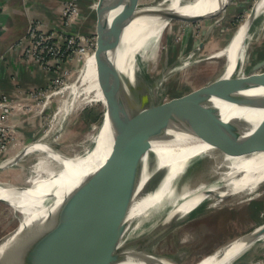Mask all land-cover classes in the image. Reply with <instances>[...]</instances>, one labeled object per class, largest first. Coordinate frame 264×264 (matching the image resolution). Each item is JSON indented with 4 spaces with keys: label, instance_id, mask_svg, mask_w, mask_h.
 I'll use <instances>...</instances> for the list:
<instances>
[{
    "label": "bare ground",
    "instance_id": "1",
    "mask_svg": "<svg viewBox=\"0 0 264 264\" xmlns=\"http://www.w3.org/2000/svg\"><path fill=\"white\" fill-rule=\"evenodd\" d=\"M221 1L225 0H114L115 16L118 20L125 17L129 8L136 7L124 27L119 52L120 70L132 76L136 63L142 73L143 61L157 58L163 35L170 23L176 20L175 13L157 9L168 5L169 9L199 16L215 11ZM235 1L229 4V7ZM90 7L98 10L99 1H92ZM260 15H264V0H261L256 11V16ZM249 25L250 21L246 19L228 43L214 53L215 56H226L227 62L221 80L232 78L238 69L242 70L244 67L251 40ZM85 54L77 81L61 90H69L72 96L62 102L57 114L65 115L73 107L82 109V106L94 100L101 101L104 105L103 121L96 131L89 135L93 145L84 152L63 154L47 143H32L28 151L36 150L45 154L34 164V173L26 179V183L21 185L11 180H0V197L7 199L22 213L19 225L0 245V255L9 253L37 234L71 192L104 163L113 151L115 142H119L127 130L137 126L136 117L130 109L105 49L101 46ZM220 103L224 111L232 112L233 107L230 104ZM245 111L248 112V129L196 131L179 141L153 145V152L160 160L159 166H167L168 171L154 189L147 192L137 203L134 218L123 235L120 247H127L128 251L139 250L142 244L127 246V241L160 213L168 212L170 218L183 216L207 200L206 207L217 211L222 207L246 203L263 194L259 188L264 183V124L261 123L264 109L251 108ZM127 122L129 126L126 128L124 124ZM121 124L123 131L118 133L116 129L117 126L121 127ZM207 157L214 160L215 173L213 178L202 180L203 176L199 174L203 171L197 173L201 167L194 173L195 167L192 163ZM1 165L3 164L0 163ZM207 190L213 192L202 194ZM182 228L183 226L174 228L169 234L147 246L146 250L157 253L159 247L171 241L169 239L173 237L180 238V242L186 241L188 232ZM243 234H238L214 250L205 252L206 254L198 260L186 261L182 256L179 264H233L245 250L246 246L241 244ZM260 239L264 241V235ZM107 260V264H155L134 258L116 262L110 261L109 258ZM161 264L176 263L163 260Z\"/></svg>",
    "mask_w": 264,
    "mask_h": 264
},
{
    "label": "water",
    "instance_id": "2",
    "mask_svg": "<svg viewBox=\"0 0 264 264\" xmlns=\"http://www.w3.org/2000/svg\"><path fill=\"white\" fill-rule=\"evenodd\" d=\"M233 1H221L215 11L199 16L169 9L168 5L157 10L175 13L176 19L199 20L227 9ZM260 2H255L247 17L249 31L258 18L256 11ZM135 11V6L129 8L125 17L118 20L114 0H99L96 27L100 36L98 47L105 49L113 65L137 126L127 130L123 138L115 142L104 163L71 192L37 234L9 253L0 255V264H107V258L113 262L134 258L155 264H161L163 260L179 264L181 259L175 256L161 255L146 248L193 219L195 211L205 201L183 216L170 218L168 212L160 213L127 241V246L142 244L139 250L128 251L127 247H120L123 235L134 218L137 203L168 171L167 166H159L160 160L153 152V145L179 141L196 131L248 129L250 124L245 110L264 109V71H260L264 67V58L254 63L248 72L234 74L226 80L220 79L221 74L214 81L178 99L157 103L155 96L146 88L136 63L132 76L119 67L124 27ZM220 102L230 104L232 112L224 111ZM261 123L264 124V118ZM124 126L127 128L129 122ZM122 128L123 125L117 126L118 133H122ZM27 151L25 149L11 161L21 158ZM11 161H4L0 169ZM212 192L207 190L202 194ZM0 199L9 202L2 197ZM11 233L0 238V245ZM263 235L264 222L245 232L241 236V244L246 246L242 254Z\"/></svg>",
    "mask_w": 264,
    "mask_h": 264
},
{
    "label": "rangeland",
    "instance_id": "3",
    "mask_svg": "<svg viewBox=\"0 0 264 264\" xmlns=\"http://www.w3.org/2000/svg\"><path fill=\"white\" fill-rule=\"evenodd\" d=\"M76 1L78 2V0ZM92 1L96 0H83L81 3L83 2L84 6H89ZM256 1L236 0L233 5L214 16L199 20L176 19L170 23L163 35L157 58L143 61V70L142 73L140 72L146 88L155 96L157 103L178 99L214 81L223 73L227 62L226 56H215L214 53L228 43L239 25L249 16ZM83 8L87 10L89 7ZM89 10L93 11L91 16L85 13L83 15L84 10L82 11L80 8L78 13L65 14L64 6L62 8L64 24L69 20L70 23L66 27L73 31L71 29L74 28V23H77L75 32L71 33L76 34L77 39L83 43L79 45V41H77L74 44L75 57L68 59L71 60L69 67L59 77L52 79L50 89H44L50 92V101L45 108L42 109L37 105L38 101L43 104L45 98L35 99L30 96L32 99L30 101H18L7 94L8 99H0V101L11 105L8 108L10 111L7 116L1 117L0 121V146L2 149L0 155L5 154V157L0 159V163L13 159L35 142L47 143L55 151L63 154L84 152L93 145L89 135L94 133L103 121L104 105L101 101L94 100L82 106V109L73 107L65 115L57 114L62 102L72 96L69 90H61L66 85L77 81L80 66L85 60L83 55L94 51L100 44V36L96 27L97 10L95 11L93 7H90ZM250 36L251 40H249L244 67L242 70L238 69L235 75L248 72L254 63L264 58V15H260L254 20ZM54 65L57 66L54 63L50 64V70L52 67L54 68ZM260 71H264V67ZM14 105L16 107L13 108ZM46 109H49L48 112ZM2 113L3 110L0 109V115ZM15 114L43 116V119L37 121L40 126L38 135L34 139L26 142L21 139L18 125L13 119ZM2 133L4 134L2 135ZM44 154L36 150L27 151L21 158H16L7 163L6 167L0 169V180L25 184L26 179L34 173V164ZM192 164L195 167L194 173L201 167L197 173L203 171L199 174V176H203L202 180L209 179L215 173L213 170L215 163L212 158H202ZM259 191L263 193L261 196L246 203L222 207L217 211L209 210L206 207L208 200L205 201L195 211L193 219L189 220L188 218V222L180 225L183 226V231L188 232L187 240L180 242V238L173 237L169 239L171 241L161 245L157 253L175 256L178 259L182 255L186 261L198 260L223 242L238 234L250 231L256 225L264 222V183L260 186ZM235 199L233 198V200ZM21 218L22 213L19 210L9 202L0 199V238L12 232L19 225ZM182 250L186 252L183 253ZM233 264H264V241L260 239L254 242Z\"/></svg>",
    "mask_w": 264,
    "mask_h": 264
},
{
    "label": "crops",
    "instance_id": "4",
    "mask_svg": "<svg viewBox=\"0 0 264 264\" xmlns=\"http://www.w3.org/2000/svg\"><path fill=\"white\" fill-rule=\"evenodd\" d=\"M67 1L0 0V90L3 93L18 101H30L31 91L50 89L52 79L59 77L69 67L71 60L63 58L54 61L57 66L54 65L50 70V66L44 68L25 54L29 45L26 33L32 22L46 31H55L60 39L75 32L77 23H74L73 31H70L62 20V8ZM81 1L78 0V5L84 10L82 14L91 16L93 11L84 9L89 6H84ZM13 119L18 125L21 139L26 142L38 135V122L43 116L15 114ZM3 157L5 154L0 155V159Z\"/></svg>",
    "mask_w": 264,
    "mask_h": 264
},
{
    "label": "built area",
    "instance_id": "5",
    "mask_svg": "<svg viewBox=\"0 0 264 264\" xmlns=\"http://www.w3.org/2000/svg\"><path fill=\"white\" fill-rule=\"evenodd\" d=\"M78 9L79 5L76 0H68L64 4L65 14L69 12L73 14L78 13ZM68 21H66L65 25L70 23ZM26 39L29 41V45L25 52L27 58L39 62L44 68H48L50 64L54 63L56 60L63 58L72 59V57H75L74 53L76 51L74 50V44L77 41H79V45L83 43V41L80 42V39H77L76 34L74 33H68L60 39L57 33L54 31H46L35 22L30 24L26 33ZM29 94L30 96L35 97V99L45 98V102L43 104H41L40 101L37 103V105L41 106L42 109L45 108V106L50 101V92H48V90L38 89L31 91ZM1 98L8 99L9 96L0 90V99ZM10 106V103L0 101V109L3 110L2 115H0V121L1 117L5 118L7 116V113L10 111L8 109ZM14 107H16V105H14L13 108ZM3 134L4 133H2V135ZM2 146L5 147L4 144H2ZM0 151H2L1 146Z\"/></svg>",
    "mask_w": 264,
    "mask_h": 264
}]
</instances>
